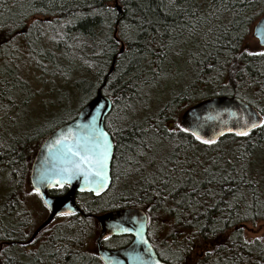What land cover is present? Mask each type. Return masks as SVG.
I'll use <instances>...</instances> for the list:
<instances>
[{
	"label": "trees",
	"instance_id": "obj_1",
	"mask_svg": "<svg viewBox=\"0 0 264 264\" xmlns=\"http://www.w3.org/2000/svg\"><path fill=\"white\" fill-rule=\"evenodd\" d=\"M119 3L121 13L115 9L114 0H0L1 106L11 108L14 102L19 106L21 95L27 90L26 82L18 79L11 68L15 57L10 54L12 44L7 47L5 44L22 34L27 38L30 53L40 56V20L35 18L45 15L53 25L66 19L62 26L65 40L55 42L60 60L50 54L45 59L54 66L62 65V76L69 79L71 94H77L81 103L54 129L72 119L103 85V94L112 101L104 127L116 137L113 157L136 155L140 148L146 154L149 147L145 144L154 150L151 143L154 140H164L163 151H156L158 154H166V145L169 150L174 140L182 143L181 153L176 154L174 148L167 151L168 183L160 196L136 192L141 183L131 192L134 201L147 198L151 202V225L162 226L158 234H153L157 238L162 235V240L155 242L158 249L162 247L159 251L162 259L171 264H264V237L247 239L243 233L245 222L264 219V178L245 165L248 159L263 152L264 127L253 130L249 137L226 135L211 146L176 130L179 113L194 103L197 89L202 92L201 99L215 95L240 97L264 117V57L241 59L230 44L245 16L253 17L246 25L249 31L263 13L264 0H174V4H169V0H119ZM110 8L115 12H110ZM29 19H33L31 24H27ZM115 26L124 44L122 53H118L120 44L113 36ZM76 40L81 44L74 46ZM70 41L72 44H68ZM115 55L113 71L104 82ZM154 73L167 76L161 87H152ZM160 94H168V99L157 111L139 112L146 110L152 99L160 103ZM139 114L145 117L140 118ZM12 123L2 126L8 137L0 138L1 182H7L8 173L27 169L30 156L38 147H32L34 140L37 135L40 137L37 128L17 129ZM171 128L174 129L169 132ZM199 150L210 151L212 159L202 161V155L196 153ZM217 151L227 155L219 161L214 156ZM141 181L146 183L150 179ZM165 196L167 200L162 199ZM20 221L21 226L15 225L14 211L0 204V243L7 253L4 264L50 262L63 252L75 253L73 256L77 258L68 260L71 264H98L77 254L87 250L92 236L86 218L64 219L59 224L62 229L48 235L31 253H19L12 242L15 234L20 232L24 236L26 230L31 232L37 221L24 208ZM198 246L201 251L196 254L194 248ZM11 248L16 249L21 260L9 256ZM178 255L180 260L176 259Z\"/></svg>",
	"mask_w": 264,
	"mask_h": 264
},
{
	"label": "water",
	"instance_id": "obj_2",
	"mask_svg": "<svg viewBox=\"0 0 264 264\" xmlns=\"http://www.w3.org/2000/svg\"><path fill=\"white\" fill-rule=\"evenodd\" d=\"M114 7L118 13H121L122 6L119 3V0H114ZM261 17H264V13L260 15L257 20L252 25V35H253V27L260 20ZM113 36L115 41H119L120 39L117 36V27L115 26V30L113 32ZM254 36V35H253ZM257 40L258 38L254 36ZM259 45V44H258ZM124 50L123 42H120V47L118 53H122ZM116 60V55L113 56L111 65L109 67L108 72L105 75V79L112 73L114 64ZM103 82V84H104ZM102 86L100 85L95 95L90 98L85 104H83L78 110L77 114L67 122L61 124L53 131H51L40 143L37 148L32 162L30 166V174L29 179L32 187L40 188V197L42 201L48 200L50 202V207L47 206L50 210V214L45 219V221L36 229L33 233L32 237L46 224H48L56 215L55 212L58 211H69V207L72 211H78L79 208L75 204L74 195L76 192H92L96 195L103 192L109 185L110 182V164L109 162V181L106 187H98L95 183H85L83 177L76 176L74 177L70 183H66L68 191L65 195L61 197H52L48 195V190L53 188V186L48 183H33L34 180L37 179L39 173L43 171L46 176L51 175V173L57 171L60 167L61 160L59 158V152L57 147H53L49 149L45 147L46 144L51 143L52 139L55 138V135L59 133L61 130H67V128L71 127L74 132H79L80 127L85 124H91L93 117H96L95 123L97 127H104V120L107 114L110 112L112 107V101L109 96L103 94ZM103 106V107H101ZM228 110V111H226ZM245 110L248 112H257L260 117H262L259 110L254 107L252 104L247 102L246 100L234 96V95H215L211 97H207L201 100L196 101L195 103L188 106L180 115L179 123L184 127H193L196 129V125H202L201 128L196 129L200 131V134L205 138H216L217 141L223 138L226 135H234L232 132H228L227 129L230 127H237V120L240 116L246 115ZM230 113H237V117H233ZM208 117H212V119H208ZM257 129V128H256ZM255 130V129H254ZM223 131L224 135L219 136V133ZM111 138V137H110ZM112 140V138H111ZM113 143V141H112ZM114 146V145H113ZM113 152V149H112ZM51 179L57 180L60 179V176L54 175L51 176ZM81 188L84 190L81 191ZM98 193V194H97ZM136 217L143 223L142 228V239L147 241V243L138 242V237L135 232L125 233L121 231L122 227H135L132 223L131 218ZM97 220L100 226V233L96 238L97 250L100 258L103 260L105 264H155V261L158 260L160 264H171L166 261H163L158 258L153 246L151 245L148 237H147V217L143 210L139 208H125L119 209L115 211H111L108 213H104L102 215L97 216ZM111 236V235H132V241L123 247L109 250L105 249L101 241L103 236ZM150 248V252H146L145 249Z\"/></svg>",
	"mask_w": 264,
	"mask_h": 264
},
{
	"label": "flooded vegetation",
	"instance_id": "obj_3",
	"mask_svg": "<svg viewBox=\"0 0 264 264\" xmlns=\"http://www.w3.org/2000/svg\"><path fill=\"white\" fill-rule=\"evenodd\" d=\"M116 42L120 44L119 41ZM111 138L114 145L113 146V154H114V148L116 151V137H114L113 134L111 135ZM43 139L41 140V142L43 141ZM151 143L154 144L155 149L154 150L150 148L146 149L147 153L144 155H141L143 151L140 148L137 152L138 154L136 155L124 154L123 156H120L115 154V157L112 156V160L110 164V182L108 187L98 195L92 192H76L74 195V200L79 210L74 211V214H68L65 216L56 215L48 224L43 226L34 235L32 239H34L36 243L33 244L29 242V238L32 237L36 229L45 221V219L50 214V210L47 206H45L44 202L40 197V194H36L32 191L33 187L29 179L30 166L33 156L36 152L35 150L34 154L30 156L31 160L25 171L17 170L15 172H10V174L8 173L9 177L7 179V182L0 181V188L3 189L4 191L0 195V204H2V206H5V208L14 211L15 225L21 226L20 219H21L22 209L24 208L26 211H29V209L27 208L28 201L23 193V190L26 188L25 185H28V182L31 185L32 193L34 194V196H37L40 199L45 209L44 215L45 214L46 215L45 216L43 215L44 217L42 216L40 219L37 220L31 232L26 230L24 232L25 234L24 236H20L21 235L20 232L15 234V238L12 243L14 246L17 247L19 253L34 252L36 248L40 245V242L45 240L48 237V235H50L52 232H58L59 229H62V225L60 226L59 224L63 223L64 219L72 218V217L86 218V220L89 221L88 224L90 225L91 228L90 231L91 234L94 233V240L91 239L89 241V245H87L88 246L87 250L77 252V254L79 256H83V257L86 256L91 259H94V261L98 264H105L99 256L96 245V238L100 233V226L97 220V216L119 209L135 207L143 210L144 213L146 214L147 237L151 245L153 246L158 258L165 261L164 259H162V257L159 254V251L160 249H162V247L161 248L159 247V249L158 247H156L157 244L155 243L154 237H152V233L150 229L152 222L151 221L152 215L150 213L151 202L148 201L149 199L147 198H144L142 199V201L139 202L134 201L135 198L132 197L131 195L132 194L131 192L134 191L136 184L139 185L140 183L141 185H139V188L136 191L139 192L140 194L145 193L149 195V193H156L157 191L162 193L165 190V184H163L162 181L166 180L167 177L166 171H167L168 157L166 156V154L156 153V151H159V153L163 151L162 146L164 144V140H154L151 141ZM153 158H154V162H150L153 160ZM4 173L6 174V172ZM10 176H11V180H10ZM2 178H4V175ZM142 178H146V179L149 178L150 181L146 183L142 182L141 181ZM152 181H155V183H152ZM67 191H68L67 186H64L63 189L53 187L48 190V195L52 197H61L65 195ZM92 204L95 206H92ZM8 216L10 217V215ZM5 218H3L2 220H5ZM57 219H59L58 223H56ZM108 237L109 239L106 241L102 239L101 244L105 249H109V250L117 249L125 245H128L133 239L132 235H111ZM74 254L75 253L72 252H67V253L63 252L62 256L58 257V255H55L52 261L48 262L47 260L46 262L39 264H71L68 262V260L69 258H77L73 256ZM0 255H1L0 264H4L6 257H5L4 244L1 243H0ZM15 258L21 260V256H19V254H16Z\"/></svg>",
	"mask_w": 264,
	"mask_h": 264
},
{
	"label": "rangeland",
	"instance_id": "obj_4",
	"mask_svg": "<svg viewBox=\"0 0 264 264\" xmlns=\"http://www.w3.org/2000/svg\"><path fill=\"white\" fill-rule=\"evenodd\" d=\"M48 18L49 17H46L45 15H38L35 18L40 20V27L38 32V48L39 52L41 53L40 56H37L36 54L32 55V53H30L29 48L27 46V38H25L22 34L16 37L14 46L13 44L10 46V54H14L15 56L13 60V66H11V68L15 70V74L18 79L26 82L27 90L24 96L21 95L22 103H18L19 106L17 105V102H14L15 105L11 108L8 106L3 108L0 104V138L5 140L8 137V132L5 133V131L2 129V126H4V124H7L8 122H13L12 124L14 125V128L17 129L26 127H31L32 129L37 128L39 130L38 132L40 134V137H38V135L36 136L37 139L34 140L35 142L33 143V148L39 145V142L46 136L43 135L44 133L51 129H54V126H56V124H59L63 120V118L69 117L75 111L77 105L81 103V101L77 100V94L72 96L71 88L69 86L70 81L67 77L62 76V65L54 66V63H52L50 60L45 59L46 54H50V56H54L55 58L59 59L61 53L56 48L55 42L58 40H65L62 26L67 22V20L65 19L61 22H58L56 25H53V23L49 21ZM29 20L27 21V24H31L33 19ZM252 25L250 26L242 45L250 46V50H258L259 45L257 44V40L252 35ZM68 44H72V41L68 42ZM73 44L74 46H78L81 44V41L76 40ZM38 89L42 90L43 95L38 96L37 99L61 97L60 102L51 105L47 108H40L38 111L34 112L32 110L34 101L32 103H30V101L32 98V93L36 92ZM201 94L202 92L200 90H195V100H193L194 103L195 101L201 99ZM166 99H168V94H164L163 96H161L160 103L154 102L152 99V103H150L146 110H138L139 112L142 111L143 113L146 112L148 114H153L159 109V106L166 101ZM180 109L181 111L183 110L182 108ZM181 113H179V118ZM145 114H139V116L141 115L140 118H144ZM171 129L173 130L174 128ZM169 150H173L176 154L181 153V151L183 150L181 141L178 139L174 140L172 146L169 147ZM169 150L168 145H166V154ZM222 151H217V153H214V156L219 161H221L222 156L227 155L225 152ZM196 153L202 155V161L211 160L213 157V154L210 151L206 152L204 150L203 152L199 150V152L197 151ZM245 165L250 166L254 171L260 173V175L264 178V150L263 152H261L260 156H253L248 159ZM25 186L26 188L23 190V193L28 201L27 208L29 209L33 220L37 221L45 213L44 206L40 199L37 196H34V194L32 193L30 183L28 182V185ZM3 192V189L0 188V195ZM58 221L59 219L56 220V223H58ZM161 227L162 226H159L158 223H154L151 225L150 228L152 237H154L155 242L158 243L160 238L162 240V235L161 237L157 238L156 235L154 236L153 234L160 230ZM243 233L247 239L264 237V219L257 220L255 222H245ZM91 239L94 240V233L92 234L90 240ZM199 248V246L198 248H194L196 249V254L200 253L201 250ZM8 253L9 256L12 257L16 256L18 252L15 248H11L10 250H8ZM6 256L7 253L5 251V257ZM189 263L191 262L189 261Z\"/></svg>",
	"mask_w": 264,
	"mask_h": 264
},
{
	"label": "snow or ice",
	"instance_id": "obj_5",
	"mask_svg": "<svg viewBox=\"0 0 264 264\" xmlns=\"http://www.w3.org/2000/svg\"><path fill=\"white\" fill-rule=\"evenodd\" d=\"M169 4H174V0H169ZM34 11H42V9L34 8ZM110 12H115L114 8L109 9ZM252 16H245L243 18V23L241 21H235L237 24H241L240 30L235 34L232 41H230L231 49L233 51L239 52V57L242 59L244 57H264V17H261L260 20L253 27V35L258 38V50H250V46L241 45V41L244 39V36L248 32L247 23L252 20ZM35 21L33 22V26H35ZM151 23V21H148ZM125 28L128 26L125 25ZM143 30V29H141ZM126 38H130L127 37ZM15 38H11L6 44H13L14 46ZM176 55H180V53H176ZM209 68L212 67L211 64L208 65ZM167 79L165 74H155L152 82V87H161L162 82ZM43 92L41 89H38L36 92L32 93V98L30 103L34 101L33 111H38L40 108H47L51 105H54L60 102L61 97L56 98H45V99H37L38 96H42ZM103 107V106H101ZM228 111V110H226ZM246 115L240 116L237 120V127H230L227 129L228 132L234 133L237 137H249L250 133L258 128L264 127V117H260L257 112H248L245 110ZM231 116L237 117V113H230ZM208 119H212V117H208ZM96 117H93L91 124H85L80 127L79 132H74V130L69 127L67 130H61L59 133L55 135V138L52 139L51 143L46 144L45 147L52 149L53 147L58 148L59 158L61 160L60 167L57 171L51 173V175L46 176L43 171L39 173V176L35 183H44L48 182L53 187L63 189L66 183H70L71 180L76 176L83 177L85 183H95L98 187H106L109 181V162L113 156V143L111 140V135L114 133H110L105 131L101 127H97L95 123ZM202 125H196V129L201 128ZM193 127H184L180 123L176 124V130L187 133L191 135L195 141L200 142L203 145L211 146L217 143L216 138H205L200 134L199 130H196ZM119 131V129H117ZM141 131H146L141 129ZM169 132H172V129H168ZM224 132L221 131L219 136H223ZM142 144L144 142L142 141ZM146 147H151L150 145H146ZM145 153H141L144 155ZM154 162V158L152 161ZM162 170V169H161ZM58 175L60 179L52 180L51 176ZM155 183V181H152ZM163 184H167V180L162 181ZM84 189L81 188V191ZM32 191L36 194L40 193L39 187H33ZM195 191V189H193ZM98 194V193H97ZM156 196H160V192L157 191L155 193ZM163 200H167V197H162ZM45 206L50 207V202L48 200H44ZM51 210V207H50ZM68 214H74L72 209L69 207V211H58L55 212L57 216H65ZM132 223L136 225L135 227H122L121 231L125 233L135 232L136 236L139 238L138 242L147 243L142 239V228L143 223L138 220L136 217L131 218ZM179 220V217H177ZM103 239L106 241L109 239L107 235L103 236ZM30 243H36V241L32 238H29ZM146 252H150V248L145 249ZM203 255H208L207 252H203ZM177 260H180L181 257L178 255L176 257ZM155 264H160L158 260L155 261Z\"/></svg>",
	"mask_w": 264,
	"mask_h": 264
}]
</instances>
